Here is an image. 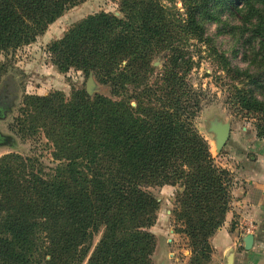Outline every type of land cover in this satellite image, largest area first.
Returning <instances> with one entry per match:
<instances>
[{
	"label": "trees",
	"instance_id": "trees-1",
	"mask_svg": "<svg viewBox=\"0 0 264 264\" xmlns=\"http://www.w3.org/2000/svg\"><path fill=\"white\" fill-rule=\"evenodd\" d=\"M83 1L0 0V53L34 43ZM180 2L183 13L175 0H118L120 16L88 15L46 46L60 73L91 74L111 97L83 90L23 97L12 129L44 139L54 166L0 157V264H83L100 231L86 264H152L159 203L145 188L165 185L180 189L175 233L195 264L210 262L209 239L229 208V175L194 126L203 102L188 75L205 47L228 79L226 104L264 122V0ZM209 25L238 33L252 73L212 46Z\"/></svg>",
	"mask_w": 264,
	"mask_h": 264
},
{
	"label": "rangeland",
	"instance_id": "rangeland-1",
	"mask_svg": "<svg viewBox=\"0 0 264 264\" xmlns=\"http://www.w3.org/2000/svg\"><path fill=\"white\" fill-rule=\"evenodd\" d=\"M175 2L176 7L183 13L180 0H175ZM100 12L120 16L118 0H84L50 25L34 43L15 52L0 53V67H3L0 73V95L6 96L4 98L7 103L3 117L0 118V134L6 139V144H0V157L9 153L24 157L35 156L46 167L54 166L49 155L50 150L44 139L24 140L12 129L13 121L19 114L25 95L45 96L59 91L68 96L72 90H83L90 98H94L96 95L111 97L110 87L98 83L91 74L85 76L75 70L64 74L60 73L46 53V46L60 38L71 24L88 15ZM231 24L236 25L237 23L231 18ZM226 30H230V27H227ZM207 34L213 37L212 46L228 58L231 67L242 71L250 69V73L253 72V67H248L246 59L250 49L242 45L237 32L217 34V27L209 25ZM201 50L204 52L200 53V58L198 59L197 55H194L193 58L195 62L199 63L198 66L194 67L188 75V81L193 89L201 94L203 102L193 123L198 133L207 142L214 164L228 173L229 186H231L235 168L233 164L229 165V163L235 162L233 155L242 158L245 155L253 154L249 151V146L245 147V144L264 141V135L257 136L260 128H264V122L251 118L252 115L250 117L239 110L231 109L226 104L229 91L222 84L228 82V79L220 71L215 60L207 56L205 47H202ZM162 64L161 56L153 62V66L157 70ZM215 123L229 124L230 126L228 140L219 152H216L215 149V136L209 131L210 126ZM236 167L239 169L241 164ZM145 190L159 203L155 224L150 228L156 237V242L159 241L161 247L167 248L166 251L171 254L170 259L173 255L172 264H195L192 261L193 255L188 248L187 240L184 236L175 233L176 224L173 212L176 207V193L180 190L178 186H151ZM100 237L101 231L94 234L89 243L88 257L83 264H86ZM198 264L209 263L202 259Z\"/></svg>",
	"mask_w": 264,
	"mask_h": 264
},
{
	"label": "crops",
	"instance_id": "crops-1",
	"mask_svg": "<svg viewBox=\"0 0 264 264\" xmlns=\"http://www.w3.org/2000/svg\"><path fill=\"white\" fill-rule=\"evenodd\" d=\"M248 146L253 154L233 155L235 162L229 163L235 168L229 208L223 225L209 239V264H264V141ZM248 235L253 236V243L246 250ZM166 249L156 242L152 264H172L173 255L170 259Z\"/></svg>",
	"mask_w": 264,
	"mask_h": 264
},
{
	"label": "water",
	"instance_id": "water-1",
	"mask_svg": "<svg viewBox=\"0 0 264 264\" xmlns=\"http://www.w3.org/2000/svg\"><path fill=\"white\" fill-rule=\"evenodd\" d=\"M4 109L5 108L0 107V118L3 117ZM209 131L215 136V149L216 152H219L226 143V141L228 140L230 134V126L229 124L215 123L210 126ZM0 144H6V139L1 134H0ZM252 243H253V236L252 235L246 236L244 239L245 249L249 250L252 246Z\"/></svg>",
	"mask_w": 264,
	"mask_h": 264
},
{
	"label": "flooded vegetation",
	"instance_id": "flooded-vegetation-1",
	"mask_svg": "<svg viewBox=\"0 0 264 264\" xmlns=\"http://www.w3.org/2000/svg\"><path fill=\"white\" fill-rule=\"evenodd\" d=\"M2 99H3V97L2 98L0 97V107L6 108L7 103H6L5 99H3V100Z\"/></svg>",
	"mask_w": 264,
	"mask_h": 264
}]
</instances>
